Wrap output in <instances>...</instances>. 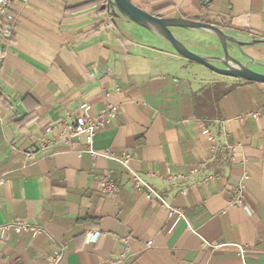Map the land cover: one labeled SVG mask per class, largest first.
Instances as JSON below:
<instances>
[{
	"label": "crops",
	"instance_id": "crops-1",
	"mask_svg": "<svg viewBox=\"0 0 264 264\" xmlns=\"http://www.w3.org/2000/svg\"><path fill=\"white\" fill-rule=\"evenodd\" d=\"M95 1L9 7L12 37L0 41V227L22 222L41 233L9 231L0 264H46L61 248L58 264H264V85L183 59L106 12L78 11ZM131 2L264 41V0ZM258 47L246 49L259 63L254 72L264 68ZM83 105L89 116L116 107L94 148L129 152L131 168L183 219L146 201L116 162L90 158L81 140L51 143L58 132L47 129L83 115ZM106 172L118 185L111 197L97 188ZM241 184L246 209L231 203Z\"/></svg>",
	"mask_w": 264,
	"mask_h": 264
},
{
	"label": "water",
	"instance_id": "water-1",
	"mask_svg": "<svg viewBox=\"0 0 264 264\" xmlns=\"http://www.w3.org/2000/svg\"><path fill=\"white\" fill-rule=\"evenodd\" d=\"M101 10L106 12L111 23L125 21L134 24L166 44L183 59L224 77L264 85V74L250 69L259 63L246 53L249 47L264 46V41L238 37L221 27L193 19L155 17L135 6L131 0H106ZM173 29L198 35V40L192 43L196 39L179 38ZM189 47H197L202 52H194Z\"/></svg>",
	"mask_w": 264,
	"mask_h": 264
},
{
	"label": "built area",
	"instance_id": "built-area-1",
	"mask_svg": "<svg viewBox=\"0 0 264 264\" xmlns=\"http://www.w3.org/2000/svg\"><path fill=\"white\" fill-rule=\"evenodd\" d=\"M13 1L14 0H0V34L1 41L4 43H7L11 39L13 33V20L9 13V7ZM81 108L84 111L83 115L75 117L68 123L50 126L47 129V132L51 134H53L55 130H57L58 132L57 136L53 138L51 143L63 148H71L74 140H81L85 145L84 153L87 154L90 158H101L104 160L116 162L126 170L133 189L135 191L140 192L146 201L156 202L162 209L166 210L170 215H176L177 219H183V215L180 211L172 208L167 201H165L161 196H159L149 186V184L131 168V154L129 152H124L119 157H116L107 151L100 152L94 148V138L97 131L102 126H104L108 122V120L116 113V107L107 105L104 110L94 116H89L87 114L88 108L85 105H83ZM257 117L258 112L244 113L236 117L235 120L246 121L248 119H256ZM203 133L206 135L207 140L212 144V148H215V140L211 131L207 128H204ZM35 152L36 149L28 150L24 153V159H26L27 161H32L34 159ZM168 178L170 180L171 177L169 176ZM205 182H208V179H204L203 183ZM0 184H2L1 178ZM97 188L99 193L105 197H111L118 191V185L114 182L110 173L108 172L104 173V175L98 178ZM242 195L243 185L241 184L237 187V189H235L231 203L246 209ZM11 230L18 234L22 232H29L33 235H38L41 233V230L37 227H33L22 222H15L0 227V238H2ZM97 236V233L93 234V239L96 240ZM150 245L151 243L148 242L147 247H149ZM236 248L238 250L240 258L243 259L245 257L244 248L241 246H236ZM62 253L63 248L59 249L57 253L52 255L48 259L46 264H58Z\"/></svg>",
	"mask_w": 264,
	"mask_h": 264
},
{
	"label": "rangeland",
	"instance_id": "rangeland-1",
	"mask_svg": "<svg viewBox=\"0 0 264 264\" xmlns=\"http://www.w3.org/2000/svg\"><path fill=\"white\" fill-rule=\"evenodd\" d=\"M173 32H174V34L176 36H178L179 38H182V39H186V38L196 39V40H192V43H195L198 40V37L195 38L193 34L188 33L185 30L173 29ZM189 49H191L194 52H198V53H201L202 52L197 47H189ZM256 49H258L260 52H262L261 54L264 55V47H258ZM252 54L253 55H256L257 54V51L256 52H252ZM252 68L255 69V70H257L255 72L260 73V74H264V68H260V67H252Z\"/></svg>",
	"mask_w": 264,
	"mask_h": 264
},
{
	"label": "trees",
	"instance_id": "trees-1",
	"mask_svg": "<svg viewBox=\"0 0 264 264\" xmlns=\"http://www.w3.org/2000/svg\"><path fill=\"white\" fill-rule=\"evenodd\" d=\"M106 3V0H96L95 2H92V3H89L87 4L86 6L83 7H79L78 8V11L79 12H82V10H85L87 9V7H93V10H95L97 13H104L105 11H102L101 10V7ZM148 13V12H147ZM150 15L152 16H155V17H159L158 15L156 14H152V13H149ZM198 21V20H197ZM0 41H1V34H0Z\"/></svg>",
	"mask_w": 264,
	"mask_h": 264
}]
</instances>
